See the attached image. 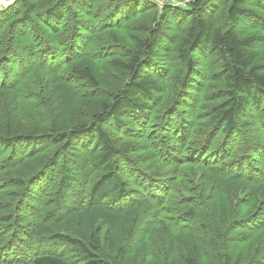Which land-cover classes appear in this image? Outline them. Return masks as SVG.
Wrapping results in <instances>:
<instances>
[{"label": "trees", "instance_id": "16d2710c", "mask_svg": "<svg viewBox=\"0 0 264 264\" xmlns=\"http://www.w3.org/2000/svg\"><path fill=\"white\" fill-rule=\"evenodd\" d=\"M71 1L59 0L58 7H68L69 3L75 0ZM114 1L127 5L132 2ZM32 2L43 6L42 0H17L12 7H0V21L10 14H20L32 9ZM144 3L150 11L157 7L151 0H142V4ZM209 3L212 4L205 3L204 0H190L184 8L177 5L179 2H170L161 12L155 10V18L149 20V25L144 24L147 27V35L144 38L135 37L136 48L129 60L125 62L113 58L116 65L128 72L129 79L125 86L111 97V102L103 100L99 110L89 120L71 129L47 127L46 132L40 136L27 129L22 131L12 118L14 113L19 111L17 104L26 103L25 100L14 103L17 96L14 101L11 100V103L5 105L7 100H4L10 98L11 91H16V85H7L8 76L4 75L3 83L0 84V89H3L0 93V264L125 263L126 242H122V248L116 251L118 245H115L114 236L111 238V234L107 232V239H103L100 237L101 231L91 230L90 225L81 235L80 231L70 229L69 233V228L67 231H61L63 229H49L50 226H34V229L29 230L30 224L23 223L20 212L26 203L27 193L32 188L30 180L36 177L39 166L36 160L33 163L28 162L33 159V155L45 152V158L48 152L54 150L55 154L46 158L45 164L52 168L50 180L58 185L54 187L47 201L54 206V215H60L62 205L77 183V173L72 166L64 162L67 160L63 159V155H59V147L68 155L74 143L75 148L76 139L92 133L95 140L87 154L91 179L86 182L87 201L83 204L89 208L107 204L121 205L136 196V181L133 179L137 171L133 167L136 161L129 157L130 150L118 145L107 125L124 127L127 118L140 123V119L151 111V102L155 100L156 104H159L158 107H161L159 135L164 141L157 142V146L159 151L163 150L164 154L170 156L166 161L174 166L175 173L182 175L180 191L186 193L192 203V208L183 214V220L173 221V225L189 230L187 223H196V241L184 254L183 263L201 264L199 256L204 246L213 252L211 264H232V254L227 251L229 245L236 241L254 239L260 242L257 238L261 232L257 231V228L252 231L251 227L254 228L252 223L260 219L258 215H254V199L257 194L264 192V156L260 157L249 145L242 146L241 135L257 127V123L264 127V0H234L227 11L231 23L229 28L219 27L213 16L207 15L205 4ZM19 5L24 6L21 11L16 9ZM180 14H183L182 17L188 24L181 30L173 63L169 67L167 64L165 72L168 76L172 75L176 67L168 93L167 84L160 82L155 69L151 68L154 76H145L142 72L146 68L147 59L155 56L159 50L160 56L166 58L160 49L163 33L161 25ZM243 19L250 21L258 32L241 35L235 25ZM4 37L2 40L5 52L0 54L1 77L2 71L11 74L3 61L5 55L12 52L9 40H14L11 34L8 39ZM205 53L213 56V60L218 64V72L210 74L208 62H201L200 59ZM150 64L152 67L153 64ZM74 73L78 79L86 80L93 89L101 88V83L89 67L76 68ZM216 77L219 85L213 86V78ZM196 83L199 84L196 95L200 94V99L192 108H196L201 116L204 115L206 121L203 122L200 134L193 132L194 128L190 126V123L198 119V115L193 116L188 108H184L185 101L190 102L194 97L192 87H195ZM40 85L41 83L38 84L36 92L41 91ZM203 86L206 88L203 89ZM162 92L164 94L157 99V94ZM2 93L5 94L1 95ZM42 95L37 98V95L33 94L35 99L42 102H36L30 107L33 115L46 119L47 114L55 112V104H51L52 99L46 96L44 88ZM46 105L51 107L46 110L47 113L44 110ZM39 108L42 109L40 115L36 112ZM256 118L258 122L255 121ZM243 137L248 143L256 142L260 148H264V134L244 133ZM256 143L254 147L259 148ZM25 145L26 151L32 149V155L30 152L27 158L19 159L18 152L22 151ZM246 152L251 155L253 163L248 160ZM235 159L238 164L232 165V160ZM50 162L54 163L50 165ZM26 164L30 165V169ZM190 169L199 173L193 172L185 176ZM212 174L217 181L213 180ZM198 176L203 177L198 179ZM45 177L42 176V179ZM213 181L219 185L216 186ZM205 183L209 184L210 190L203 189ZM47 188L49 187L44 190ZM227 189L232 190L234 194L229 196ZM46 198L47 196H42L44 207ZM219 206L227 208L228 215H239L241 218H234L223 230L221 222L212 219L213 216H220L217 209L211 211L206 218L198 214L199 210L209 211ZM250 206L255 210L245 216L244 209ZM18 207L21 210L18 211ZM16 212L21 218L15 216ZM139 216V213L136 214L130 228L123 231L125 238H131L136 232ZM48 217L49 214L46 218ZM57 219H60V216H54V220ZM233 223H237L234 229L242 230L234 234ZM259 245L264 247V240ZM59 247H66L68 253H64V250L59 252ZM260 256V262H264V253Z\"/></svg>", "mask_w": 264, "mask_h": 264}, {"label": "rangeland", "instance_id": "374dc122", "mask_svg": "<svg viewBox=\"0 0 264 264\" xmlns=\"http://www.w3.org/2000/svg\"><path fill=\"white\" fill-rule=\"evenodd\" d=\"M13 1L15 4L17 0ZM151 1L156 3L157 7L150 11L146 3L142 4V0H132L129 5L114 0H84V2L75 0L69 3L68 7L62 9L58 7L59 0H42L43 6L32 2L31 5H34L32 9H27L20 14L12 12L13 14L3 17L0 21V54L5 52L2 38L5 36L4 38L8 39L11 34L14 40L13 42L9 40L12 52L5 53L3 61L9 67L11 74L2 71L0 84L3 83L4 75H7V81H9L7 85L11 83L16 85V91H11L10 98H6L4 102L7 100L5 105L11 103V100L14 101L18 96L14 103L23 100L26 103L25 105L17 104L19 111L15 112L12 118V120L15 119V124L21 127L22 131L27 129L37 136L46 132L47 127H57L62 130L71 129L73 126L89 120L99 110L103 100L111 102V97L123 88L129 79L128 72L116 65L113 58H119L125 62L129 60L131 53L136 48L137 39L135 37L144 38L147 35L145 25H149L155 18V10L161 12L162 8L170 2H179L177 5L186 8L187 3L190 2V0ZM233 1L204 0L205 3L212 2V4H205L206 13L213 16L219 27L229 28L231 23L227 11ZM14 4H2L4 6L0 5V7L4 9L12 7ZM23 8L22 5L16 7L19 11ZM180 15L174 16L173 19L163 22L161 25L163 33L160 38V49L166 58L160 56L159 50L155 56L147 59L146 68L142 72V75L154 76L151 68L155 69V72L159 74L160 82L167 84L168 93L176 67L172 75L168 76L169 74L165 72L167 64L169 67L173 63L176 56L175 48L182 34L181 30L188 24V21L182 17L183 14ZM249 22L243 19L235 25L241 35L258 32ZM14 46L16 47L14 48ZM212 57L211 54L205 53L200 59L201 62H208L210 74L218 72V64ZM150 63L153 64L152 67ZM85 67H89L95 73L101 83L99 90L93 89L86 80H80L75 76L74 69ZM213 79L215 80L213 86H218V78ZM39 83H41V91L36 92ZM198 87V83L192 87L194 97L190 102L185 101L184 108H188L193 116L198 115V119H195L192 124L190 123V126L192 129L194 128L193 132L200 134L201 127L204 126L203 122H206L205 116H201L196 108H192L200 99V94L196 95ZM43 88L46 90V96L52 99L51 104H55V112L47 114V120L33 115L30 107L36 102H42L37 98L43 96ZM205 88L206 86H203V89ZM2 90L1 88L0 93ZM164 92L157 94V99ZM33 94L37 95V100ZM156 102L157 100L151 102V111L140 119V123H136L132 118H127L124 127L107 125L118 145L130 150L129 157L137 162L133 164L139 175H136L137 171H134L133 179L136 181L137 187L134 198L118 206L107 204L98 208L85 207L83 202L87 201L86 182L91 179L87 154L95 140L94 134L90 133L76 139L77 144L75 148V143L70 147L68 155L62 147H59V155H63V159L67 160L64 162L68 163V166H72L77 173V183L62 205L60 215H54V206L47 201L54 187L58 185L50 180L52 168L45 164L46 158L55 154L54 150L48 152L45 158H43L45 152H42L33 155V159L29 160L28 163H33L36 160L39 167L36 177L30 180L32 188L27 193L26 203L20 212L23 223L30 224V229L29 227L28 229H34V226L46 228L50 226L49 229L67 231L69 228L68 232L70 229L75 232L80 231L81 235L90 225L91 230L101 231L100 237L103 239L104 237L107 239L105 236L107 232L111 234V238L114 236L115 245H118L115 248L116 251L122 248V242H126L124 264H184V254L196 241L194 237L197 233L194 229L196 223L193 221L187 223L189 230L173 225V221L183 220V214L192 208V203L189 201L188 195L180 191L182 175L175 173L174 166L166 161L170 156L164 154L163 150L159 151L160 148L157 146V142L164 143V141L159 135V123L161 122L159 110L161 107H158L159 104ZM48 108L51 107L46 105L45 112ZM36 112L40 115L42 109L39 108ZM257 124V127L244 133L264 134V127ZM243 134L241 135L242 146L249 145L260 157H263L264 148H260L256 142L248 143ZM262 140L264 141V138ZM255 143L259 148L254 147ZM59 144L62 146L61 143ZM26 147L25 145L22 151L18 152L19 159L27 158V154L30 152L32 155V149L26 151ZM246 156L253 163L251 155L246 152ZM231 164L237 165L238 161L232 160ZM25 166L30 169L29 164ZM201 171L206 173L205 170ZM193 172L199 173V171L190 169L185 176H189ZM42 176L46 177L42 179ZM211 176L214 181H217L213 174ZM202 177L198 176V179ZM214 184L219 185L215 182ZM45 187L49 188L44 190ZM203 189L210 190L209 184H203ZM226 193L229 196L234 194L232 190L228 189ZM42 196H47L45 207L42 205ZM254 206L256 210L250 206L244 209V213L246 216L255 210L254 215L259 216L260 219L252 223L254 228L250 227L252 231L257 228V231L261 232L258 238L256 237L261 242L264 240V192L261 195L257 194ZM216 209L220 211V216H213L212 219L220 221L223 230L231 224L234 218H241L239 215H234V217L228 215V209L221 206L209 211L199 210L198 214L206 218L211 211H216ZM17 210L19 211L21 208L18 207ZM45 212H47L46 215H43ZM138 213L140 216L136 232L131 238L129 236L125 238L123 231L130 228L133 218ZM20 214L16 212L15 216L21 218ZM48 214L49 217L46 218ZM54 216H60V219L54 220ZM49 219L50 221H48ZM26 224L25 226H27ZM236 225L237 223H233V229ZM234 230V234H236L242 229ZM254 240L236 241L229 245L227 251L232 254V264H264V262H260V255L264 253V247L259 245L260 242ZM58 251L68 253L66 247H59ZM212 253L211 249L207 250L202 246L199 256L200 263L211 264Z\"/></svg>", "mask_w": 264, "mask_h": 264}, {"label": "built area", "instance_id": "2783aa9c", "mask_svg": "<svg viewBox=\"0 0 264 264\" xmlns=\"http://www.w3.org/2000/svg\"><path fill=\"white\" fill-rule=\"evenodd\" d=\"M175 1H177V0H175ZM4 2H8V3H4ZM13 2H14L13 0H0V5H2V4H4V5H9V4L12 5V4H14ZM4 5H2V6H4Z\"/></svg>", "mask_w": 264, "mask_h": 264}]
</instances>
